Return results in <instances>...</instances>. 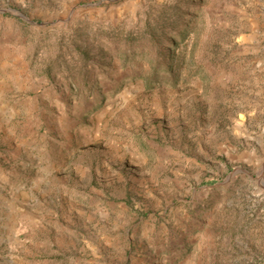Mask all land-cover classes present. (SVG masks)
Here are the masks:
<instances>
[{"label":"rangeland","instance_id":"1","mask_svg":"<svg viewBox=\"0 0 264 264\" xmlns=\"http://www.w3.org/2000/svg\"><path fill=\"white\" fill-rule=\"evenodd\" d=\"M0 264H264V0H0Z\"/></svg>","mask_w":264,"mask_h":264}]
</instances>
